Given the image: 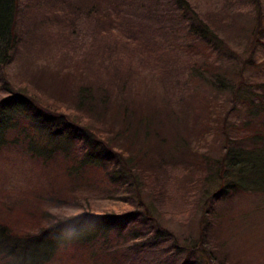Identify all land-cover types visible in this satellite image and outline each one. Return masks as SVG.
Returning a JSON list of instances; mask_svg holds the SVG:
<instances>
[{
	"label": "rangeland",
	"instance_id": "374dc122",
	"mask_svg": "<svg viewBox=\"0 0 264 264\" xmlns=\"http://www.w3.org/2000/svg\"><path fill=\"white\" fill-rule=\"evenodd\" d=\"M187 1L199 18L212 23L210 37L214 45L211 49L203 39L191 35L178 13L167 12L172 5L165 0H141L140 6L148 9L162 3V16L151 21L147 15L152 12H144V15L139 11L141 16L137 21L123 22V26L133 27L132 34L121 29L117 22L107 23L106 28L99 26L96 31V24L108 16L113 19L117 10L120 14L137 13L136 9L125 8L120 0H26L28 8L23 11V27L31 35L20 44L12 60L0 68V98L12 88L27 90L47 106L70 112L76 107L80 83L90 77L104 78L102 67L110 64L112 70L117 67L133 74L134 99L130 100V106H133L134 120L147 116L149 122L145 125L158 130L160 136L170 137V141L175 136L182 138L187 147L197 151L190 154L192 150L186 148L184 151L190 158L183 164L159 162L156 173L152 171L153 179L148 175L145 185H141V176L136 178L138 184L132 182L130 176L131 187H115L100 178L85 180L77 175L70 178L65 175L64 163L58 159L60 155L54 154V158L41 162L3 148L0 151V190L4 191H1L0 201L9 204L6 208L0 206V219L6 221L21 240L36 232L35 226L40 223L32 213L38 210L71 215L80 212L78 203H84V207L98 211L122 212L126 209L124 202H132L133 211L143 217L144 232L159 233L157 237L150 233L147 242L150 245L143 253L139 252L143 264L170 254L173 241L183 238L190 242L198 238L197 220L203 210L198 202L199 194L204 186L213 190L216 183L204 182L203 166L197 155L203 153L213 161L223 151L216 121L223 116L229 98L219 104L224 92L199 81L195 69L211 70L224 86L235 84L240 73L245 83L253 84L254 88V83L263 79L264 72L244 62L246 58L252 57L254 61L264 58V36L260 34L252 41L257 26L262 24L264 28V0ZM81 8L90 9L96 16L105 12L103 20L98 16L81 15ZM105 30H112L113 34L106 40ZM84 57L91 60V64L87 65V70L85 66L79 69V74L71 65L75 59ZM114 60H117L115 65ZM108 106L107 118L102 121L116 130L122 125L116 111L120 106ZM12 111L7 116L12 119L20 120L26 113L25 109ZM141 126L134 129L137 134ZM128 140L133 147L138 146L135 133L132 132ZM149 140L151 146L153 141ZM142 146L146 148L145 142ZM147 150L169 158L154 147ZM37 195L44 198L45 203L37 200ZM215 206L219 224L214 234L208 235L211 243H216L214 239L219 245L222 242L221 252L229 256L231 263L264 264V194H236ZM143 208H148V215ZM66 238L65 235L58 238L55 248L52 251L49 248L50 258L39 264H85L81 249ZM26 243L31 247V238ZM180 256H176L177 262ZM9 258L0 250V264Z\"/></svg>",
	"mask_w": 264,
	"mask_h": 264
},
{
	"label": "trees",
	"instance_id": "16d2710c",
	"mask_svg": "<svg viewBox=\"0 0 264 264\" xmlns=\"http://www.w3.org/2000/svg\"><path fill=\"white\" fill-rule=\"evenodd\" d=\"M120 2V4L124 2L125 8L131 11L136 9L137 13L124 11L120 14L117 10L113 19L108 16L103 20L101 17L105 12L102 11L101 14L98 10L100 13L97 14L98 19L103 21L95 23L96 31L99 26L106 28L107 23L117 22L121 29L124 28L132 34L133 27H125L123 22L137 21L141 16L139 11L152 12L147 15L151 21H156L162 16L163 9L160 7L162 3L155 4L154 9H148L140 6L141 0L137 2L120 0ZM165 2L172 5L167 12L178 13L180 21L185 24V28L193 37L203 39L210 49L213 47L214 41L210 37L213 26L208 22L210 20L199 18L187 0H165ZM26 3V0H0V68L12 60L20 44L31 35V32L23 27V11L28 8ZM74 13L76 14V10ZM91 13L93 12L90 9L81 8V15L84 14L87 18L96 16V13ZM122 17L125 19L122 20ZM255 30L257 32L253 34L252 41L257 40L260 34L264 36L262 24H259ZM111 31L105 30L103 35L105 40L113 35ZM119 42L122 43L121 40ZM107 47H109L108 43H106ZM78 58L71 67L81 74L79 69L85 66L87 70L91 60L82 58L83 65L82 59ZM117 60H114V65ZM244 63L252 69L260 67L264 72V58L259 61H254L252 57L246 58ZM110 67H112L110 64L102 67L105 70L104 78L90 77L80 83L76 107L71 110L73 115L71 111H63L57 106H47L38 96L30 94L27 90L8 88L7 94L0 98V151L5 148L24 157L42 160L41 162L54 158V154L60 155L58 159L64 163L65 175L70 178L74 175L84 177L85 180L100 178L115 187H131L133 181L138 184L139 180L136 178L140 176L141 185H145L147 176L152 178V171L156 173L159 162L176 164L188 162L190 156L184 150L191 149L190 154L197 150H193L191 146L187 147L182 138L175 136L170 141V137L160 136L158 130L145 125L149 122L147 116L134 120L133 106H130L134 99L133 74L125 73L116 66L115 70ZM203 68L204 70L201 71L195 69L199 81L224 92L222 101L218 103H224L226 97L229 98L227 107L223 108V116L216 121L223 151L218 157L213 158V161L203 153L197 155L203 166L204 182L210 180L216 185L213 190L204 186L199 194L198 202L203 210L197 220L198 238L190 242L183 238L173 241L171 253L161 255L153 263L149 262L150 264H235L231 263L227 254L221 252V241L219 245L217 239H214L216 243H211L208 238L210 233L214 234L216 225L219 224L215 205L226 202L236 194H264V77L254 83L253 88V84L247 85L238 73L239 79L235 84L224 86L218 75ZM126 69L131 71L128 67ZM110 104L120 106L116 111L122 125L116 130L102 121L107 118V108ZM16 108L25 109V115L20 116V120L7 117L8 113ZM140 126L141 132L137 134L134 129ZM132 132L135 133L138 146L133 147L131 143L133 138L131 142L128 140L132 137ZM150 138L153 141L151 146ZM143 142L146 148L142 146ZM151 147L158 152L168 154L169 158L150 154L147 149ZM151 156L158 157L163 162L152 159ZM1 191L4 190H0V194ZM36 197L41 203H45L44 198L39 195ZM2 202L0 201V206L4 205L5 208V205L9 204ZM84 205L78 203L80 212L71 215L60 216L46 210L32 213L40 224L35 226V233L27 235L25 242L13 233V229L6 221L0 219V250L10 257L4 264L11 262L39 264L46 261L47 257L50 258L49 248L52 251L58 238L63 235L67 236L65 240L75 242V246L81 249L85 264H143L140 262L143 256H140L139 252L143 253L150 245L147 244L150 233L156 237L159 233L142 230L145 221L139 213L133 211L132 202H124L126 209L122 212L98 211L86 208ZM147 210L148 208H143L142 211L148 215ZM155 232L158 230L156 229ZM29 238L32 241L31 247L26 243ZM67 241L64 243L70 244ZM177 255L180 256L178 262Z\"/></svg>",
	"mask_w": 264,
	"mask_h": 264
}]
</instances>
